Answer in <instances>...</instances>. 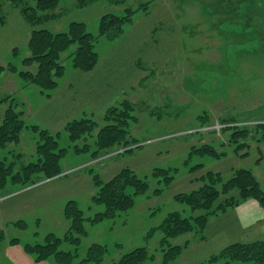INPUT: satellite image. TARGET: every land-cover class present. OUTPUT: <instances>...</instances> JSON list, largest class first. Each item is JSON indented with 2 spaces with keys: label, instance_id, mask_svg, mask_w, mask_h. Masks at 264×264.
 <instances>
[{
  "label": "rangeland",
  "instance_id": "374dc122",
  "mask_svg": "<svg viewBox=\"0 0 264 264\" xmlns=\"http://www.w3.org/2000/svg\"><path fill=\"white\" fill-rule=\"evenodd\" d=\"M251 2L258 8L252 10ZM25 3L35 6L33 0ZM144 4L145 9L141 8ZM127 7L138 10L132 23L114 39L99 38L100 62L94 71L84 73L73 67L70 53L74 49L63 55L66 72L50 98L17 74L5 71L0 77V100L11 96L0 107V124L13 101L24 112L28 126L60 134V146L69 150L60 177L26 188L7 184L0 191V231L5 234L1 264H58L55 258L37 262L24 246L43 242L49 233L64 237L70 227L64 216L69 200H77L86 217L101 210L92 205L97 189L90 168L104 181L125 168L142 177L154 168L179 170L169 187H160L158 180L151 179L149 192L136 197V206L128 213L100 224L86 223L88 235L79 247L80 259L92 244L99 243L109 248L107 263L144 246L155 257L147 264H164L163 234L158 227L171 212L189 214L190 209L174 197L198 189V179L209 171L220 172L226 181L234 170L250 169L264 190V143L249 140V155L242 158L227 135L213 133V129L194 132L208 113L213 126L227 117L248 124L264 121V0H125L124 5L99 0L85 8L77 0H61L55 18L37 28L57 33L67 31L72 22H83L98 36L101 18L125 15ZM0 16L5 18V24L0 23V65L13 63L25 70L22 62L29 56L34 28L11 2L3 1ZM31 70L36 71L35 67ZM124 99L139 106L131 134L141 147L128 154L117 151L98 162L91 161L90 154L74 152L66 125L74 119L93 118L102 126L105 111ZM38 142L39 134L25 128L18 144L0 148V160L18 171L36 160ZM206 144L226 156L190 155L192 148ZM259 158H263L261 163H257ZM198 164L205 168L191 173ZM157 188H163L162 195H154ZM18 221L27 227L15 226ZM200 236L192 233L172 241L173 245L189 242L176 264H202L231 244L264 239V207L252 199L243 202L212 217L205 239ZM13 239L20 243L13 245ZM62 249L75 251L67 244Z\"/></svg>",
  "mask_w": 264,
  "mask_h": 264
},
{
  "label": "trees",
  "instance_id": "16d2710c",
  "mask_svg": "<svg viewBox=\"0 0 264 264\" xmlns=\"http://www.w3.org/2000/svg\"><path fill=\"white\" fill-rule=\"evenodd\" d=\"M3 1L11 2L15 7L20 8L25 20L34 29L28 43L29 56L22 62L25 70H21L13 63H9L6 67L0 65V77L5 71L17 74L22 80L35 85L40 94L47 98H50L52 92L59 87V82L66 72L63 64L64 54L74 49L70 53L73 67L84 73L94 71L100 62V56L96 50L99 38L114 39L120 36L124 26L132 23L138 11L127 7L125 15H104L100 21L99 35L95 36L88 31L87 25L83 22H72L67 31L57 33L37 28L55 18V11L61 0H33L35 6H28L25 0H0V6ZM77 1L81 8H85L99 0ZM108 1L112 4H125V0ZM256 7L258 8V5L251 2L250 8L253 10ZM141 8L145 9L147 5H141ZM0 23L5 24L3 16H0ZM14 53L16 54L17 50ZM33 67H35V72L31 70ZM10 97L0 100V107ZM11 102L0 124V148L5 149L12 143L18 144L25 128L38 133L40 142L37 145L36 160L24 164L18 171L14 170L13 165H7L5 161L0 160V191L7 184H20L26 188L42 180L60 177L64 173L63 160L69 151L68 148L60 146V134L53 135L38 125L28 126L24 119V112L17 110L15 102ZM138 107L137 104L124 99L119 106H111L105 111L102 126L93 118L70 121L65 131L74 145V152L90 154L91 161H96L119 150H122L123 154L134 153L141 147L140 141L131 134V125L138 120L135 115ZM217 122L222 126L220 133L227 135L229 143L235 144L234 151L242 158L249 155L246 151L250 146L249 140L254 139L259 143H264V122L243 125L242 123L246 121L233 117L221 118ZM213 125L214 121L208 113L200 118L197 128L201 130L199 132H205L202 129ZM89 140H93V143H88ZM81 141H85L83 146L79 144ZM192 150L191 156L195 153L209 155L215 159L226 156L225 153L218 152L208 144L195 146ZM262 161L263 158H259L257 163ZM203 168L205 165L198 164L192 167L190 172L194 173ZM174 172L177 173L179 170L154 168L149 175L142 177L134 170L125 168L109 181H104L93 168H90L89 174L97 189L91 198L92 205L101 207V210L93 216L86 217L79 202L69 200L64 209V216L70 221V227L64 237L49 233L43 242L26 244L25 251L34 255L37 262L55 258L58 264H147L149 261H154L155 257L144 246L133 249L111 263L106 262V258L110 255L108 246L99 243L92 244L82 259H80L79 247L83 238L88 235L87 222L92 225L100 224L123 213H128L136 206V197L144 196L149 192L151 179L158 180L160 187H169L175 180ZM198 180L201 182L198 189L189 193H180L174 197L176 202L190 209L189 214L185 216L179 211L171 212L158 227L163 234L161 251L164 264H176L179 256L189 247L188 241L182 245H173V240L192 233L200 234V239L204 240L212 217L226 214L229 210L236 209L243 202L251 199L264 207V190L250 169H236L233 171V176L226 181L220 172L212 171L207 172ZM162 193L163 188L154 190V195L160 196ZM15 226L25 229L27 224L18 221ZM4 241L5 234L0 231V264ZM11 243L16 245L20 241L13 239ZM64 244L75 248V251L62 249ZM77 259L78 263H75ZM235 261L264 264V239L231 244L202 264H231Z\"/></svg>",
  "mask_w": 264,
  "mask_h": 264
},
{
  "label": "built area",
  "instance_id": "2783aa9c",
  "mask_svg": "<svg viewBox=\"0 0 264 264\" xmlns=\"http://www.w3.org/2000/svg\"><path fill=\"white\" fill-rule=\"evenodd\" d=\"M264 122V121H263ZM258 123H261V122H252V123H242L243 125H255V124H258ZM211 129H213L212 131H218V132H220V130L222 129V126L220 125V124H216L215 126H212V127H208V128H205V129H202V131H207V130H211ZM199 131H201V130H199V129H195L194 130V132L196 133V132H199ZM122 150H119V152H121ZM117 152V151H116ZM115 152H113V153H110V154H108V155H106V156H104V157H102L103 159H105V158H108V157H110V156H112L113 154H114ZM101 159V158H100ZM102 159V160H103ZM99 160V159H98ZM98 160L97 161H95V162H98ZM99 161H101V160H99Z\"/></svg>",
  "mask_w": 264,
  "mask_h": 264
},
{
  "label": "crops",
  "instance_id": "0c3cea01",
  "mask_svg": "<svg viewBox=\"0 0 264 264\" xmlns=\"http://www.w3.org/2000/svg\"><path fill=\"white\" fill-rule=\"evenodd\" d=\"M91 73V72H90ZM107 88V85L105 86Z\"/></svg>",
  "mask_w": 264,
  "mask_h": 264
}]
</instances>
